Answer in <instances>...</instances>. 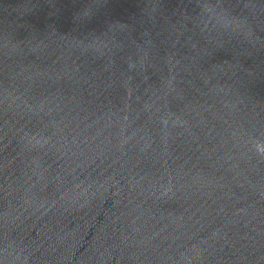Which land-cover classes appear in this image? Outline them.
<instances>
[{"label": "water", "instance_id": "obj_1", "mask_svg": "<svg viewBox=\"0 0 264 264\" xmlns=\"http://www.w3.org/2000/svg\"><path fill=\"white\" fill-rule=\"evenodd\" d=\"M0 264H264V0H0Z\"/></svg>", "mask_w": 264, "mask_h": 264}]
</instances>
